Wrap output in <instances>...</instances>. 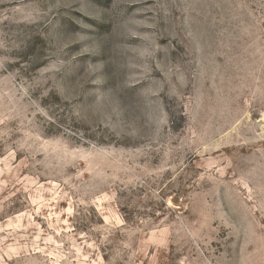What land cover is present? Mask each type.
Masks as SVG:
<instances>
[{
  "label": "rangeland",
  "instance_id": "rangeland-1",
  "mask_svg": "<svg viewBox=\"0 0 264 264\" xmlns=\"http://www.w3.org/2000/svg\"><path fill=\"white\" fill-rule=\"evenodd\" d=\"M0 264H264V0H0Z\"/></svg>",
  "mask_w": 264,
  "mask_h": 264
}]
</instances>
